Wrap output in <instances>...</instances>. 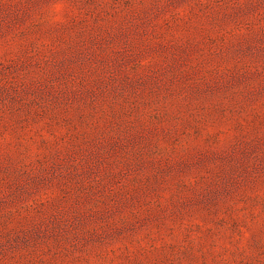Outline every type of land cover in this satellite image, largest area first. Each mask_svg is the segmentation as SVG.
<instances>
[{"label":"rangeland","instance_id":"374dc122","mask_svg":"<svg viewBox=\"0 0 264 264\" xmlns=\"http://www.w3.org/2000/svg\"><path fill=\"white\" fill-rule=\"evenodd\" d=\"M0 264H264V0H0Z\"/></svg>","mask_w":264,"mask_h":264}]
</instances>
